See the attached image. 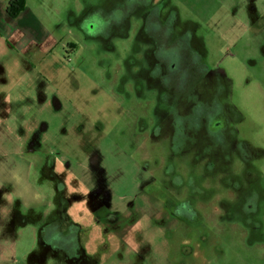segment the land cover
I'll list each match as a JSON object with an SVG mask.
<instances>
[{
  "label": "rangeland",
  "instance_id": "1",
  "mask_svg": "<svg viewBox=\"0 0 264 264\" xmlns=\"http://www.w3.org/2000/svg\"><path fill=\"white\" fill-rule=\"evenodd\" d=\"M123 2L58 0L44 54L12 87L0 73L18 103L0 109V264H264V0L101 13ZM151 10L176 44L159 56L196 59L188 79L156 73Z\"/></svg>",
  "mask_w": 264,
  "mask_h": 264
},
{
  "label": "crops",
  "instance_id": "2",
  "mask_svg": "<svg viewBox=\"0 0 264 264\" xmlns=\"http://www.w3.org/2000/svg\"><path fill=\"white\" fill-rule=\"evenodd\" d=\"M30 1H34L38 4V11L43 17L38 18L37 15L31 12L30 9L33 8L30 6ZM57 2L58 0H24V8L22 12L16 18H10L5 11L6 2L4 0H0V73H6L4 78L6 84L9 85L8 87H12L13 85V81L10 78H13L16 73H22L20 62L23 63L25 60L37 61L38 57L44 54L50 38L47 34L49 28H54L56 25L59 26L63 23V19L61 17L53 15L50 17L48 24L46 25L45 23L46 14H48L49 11L52 10L53 14L56 15L61 13L63 4L57 5ZM113 5H104L102 7L104 9L103 11L107 13L113 8ZM22 30L27 31V35L22 34ZM24 39H26L27 42L19 47V43ZM16 45H18L19 49H14ZM66 46L68 50L65 51V55L67 57V53L70 52L75 45L67 43ZM18 52L26 58H22L20 61L16 55ZM43 61L44 60L38 63V66L40 68L43 67V69L46 68L48 71L53 68L49 65V61L56 67V69L60 68L62 64V61L60 62L59 59L54 61L52 59H48L47 62ZM34 67H37V65ZM50 73H54L55 76H59V73ZM48 77H52V75L50 74ZM4 91L5 90L3 88H0V109L8 111L13 108L14 104L18 103L16 102V98L14 96L8 97V93L3 94ZM14 94L15 92L13 95ZM16 96H18V94H16ZM41 99L42 98L38 99V108H43V106L47 104L46 100L42 101Z\"/></svg>",
  "mask_w": 264,
  "mask_h": 264
},
{
  "label": "flooded vegetation",
  "instance_id": "3",
  "mask_svg": "<svg viewBox=\"0 0 264 264\" xmlns=\"http://www.w3.org/2000/svg\"><path fill=\"white\" fill-rule=\"evenodd\" d=\"M134 6H136V5H134ZM131 7L132 6L130 4V0H124L123 4H121L118 7L114 4L113 8L111 10H115V11L118 10L122 16L123 15L125 16L127 14H131L132 12L135 13L134 10L132 11ZM109 11L107 13H109ZM101 13L106 14L104 11H102ZM106 17H107V15L104 16V18H106ZM123 20L124 19H121L119 23H122ZM143 26H144V28H141V29H144L145 35L147 38H149V41H150L151 56L153 57V60L155 61L156 73H161V71H162L161 68L163 67V65L165 63V65H166V66L164 65L165 73H167V74L184 73L185 79H188V77H189L188 73H191V67H192V65H194L191 62L194 59L193 55L190 52L185 53V51H182L179 49L177 51L176 57L174 58V62H173L174 64H172V66H171L169 64L170 63L169 60L164 59L162 56L161 57L159 56L160 48H161V51H164L165 48H168V46L176 45V44L175 43L169 44V42H170L169 38L164 37V27L162 25H160V23L157 21L156 12L151 10V11H148V13H147V11L144 13ZM153 28H155V29H153ZM180 46L184 47L182 44ZM187 53L190 55L188 58H187V56H188ZM184 60L186 61L185 64H183ZM194 60H196V59H194ZM199 67H201V65ZM180 71H182V72H180ZM185 79H183V80H185ZM159 80L162 83L161 85H163V87H165V85L163 84V81L160 79V77H159ZM181 88H184V85L183 86L179 85V81H178L176 89L180 90ZM211 125H212L211 129H215L213 127V125H216V124L214 123ZM50 228H54V227L50 226ZM47 232H48V230L43 232V238H44L43 242L45 244H49L47 241V237H46ZM54 237H56L57 241H58V243H57L58 245H56V246H58L62 249L65 248L67 251L70 250L69 249L70 248V240H71V243H73V241H72L71 236L68 235V233H62L61 231H57V233L54 235ZM50 245H52V243H50Z\"/></svg>",
  "mask_w": 264,
  "mask_h": 264
},
{
  "label": "trees",
  "instance_id": "4",
  "mask_svg": "<svg viewBox=\"0 0 264 264\" xmlns=\"http://www.w3.org/2000/svg\"><path fill=\"white\" fill-rule=\"evenodd\" d=\"M4 1L6 2V7H5L6 14L10 18H16L24 8V0H4Z\"/></svg>",
  "mask_w": 264,
  "mask_h": 264
}]
</instances>
